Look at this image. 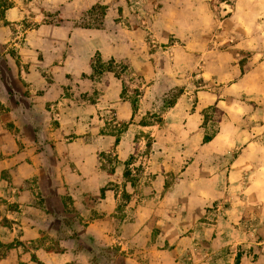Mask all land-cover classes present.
I'll return each instance as SVG.
<instances>
[{"label":"rangeland","instance_id":"374dc122","mask_svg":"<svg viewBox=\"0 0 264 264\" xmlns=\"http://www.w3.org/2000/svg\"><path fill=\"white\" fill-rule=\"evenodd\" d=\"M0 5V264H264V0Z\"/></svg>","mask_w":264,"mask_h":264},{"label":"trees","instance_id":"16d2710c","mask_svg":"<svg viewBox=\"0 0 264 264\" xmlns=\"http://www.w3.org/2000/svg\"><path fill=\"white\" fill-rule=\"evenodd\" d=\"M8 7H9L8 5L7 6H1L0 5V19H3L4 18V11ZM95 10L96 11H99L101 13V15H105V13H106V6L105 5H102V4H95V5L91 6L87 10V12H92V11H95ZM86 27H89V26H86ZM105 70H114V69L112 67H110V66H106L102 62H98V63L96 62V63L92 64V71L95 74H100V73H102ZM176 97H177L176 95L173 96V99L171 101L172 103L175 101V98ZM132 105H133L134 108L136 107V100H132ZM142 124L143 125H148V124H150V122L149 121H146V120H143L142 121ZM117 141H118V137H116V139H115V142H117ZM124 175L127 176V172ZM101 193H103V188L101 189Z\"/></svg>","mask_w":264,"mask_h":264}]
</instances>
